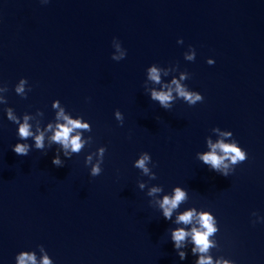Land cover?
<instances>
[{"label":"water","instance_id":"1","mask_svg":"<svg viewBox=\"0 0 264 264\" xmlns=\"http://www.w3.org/2000/svg\"><path fill=\"white\" fill-rule=\"evenodd\" d=\"M154 91L171 93L167 107ZM65 116L88 125L70 133L79 152L52 140ZM218 142L247 159L214 170L202 156ZM176 188L186 198L165 219ZM186 211L192 221L177 222ZM202 213L217 228L207 253L193 252ZM177 228L189 235L174 248ZM21 253L35 264H264V0H0V264Z\"/></svg>","mask_w":264,"mask_h":264},{"label":"clouds","instance_id":"2","mask_svg":"<svg viewBox=\"0 0 264 264\" xmlns=\"http://www.w3.org/2000/svg\"><path fill=\"white\" fill-rule=\"evenodd\" d=\"M188 59H193V56H189ZM210 65L213 64L212 61H208ZM152 73V79L156 80L158 82L159 77L156 74V69L153 68L151 70ZM24 81H21V86L17 87V92L23 91V85ZM177 93L184 97L185 100H187L190 104H195L196 101L202 100V96L200 94L196 93H189L186 92L183 88H181L179 85H177L176 89ZM152 98L155 100H158L159 103L162 106L167 107L168 103L172 99L170 92H153ZM62 115V114H61ZM66 121L65 125H58V131L55 132V134L52 137V140L54 142L60 143L63 145L65 149L71 147V150L73 152H79L82 147V142L80 140L79 135L71 136L70 133L73 131L74 128H87V124H81L78 121H72L68 119V117H63ZM117 118L119 119V113H117ZM9 119H15L11 113L9 112ZM32 135L29 129V125L27 123L22 124L19 127V136L22 139H26ZM36 141V148L42 149L43 148V134L37 135L35 137ZM212 148V152L207 153L202 156V160L205 164H210L211 167L214 170H219L221 164L223 163L224 158H228L231 160L232 164H236L238 162H243L247 159V154L244 150H241L240 147L236 146L235 144H224L222 142H218L217 144L210 145ZM220 149L223 153V156L216 155V149ZM12 150L14 153L20 156H26L28 154V146L25 144L17 143L14 147H12ZM101 153L103 152V149L100 150ZM67 154V153H66ZM149 157L147 155H143L139 160L136 161V167L142 169L145 173L148 172L147 167L145 166V162L148 161ZM90 160V157H89ZM51 163L54 166H61V162L58 156H53ZM227 167V165H225ZM101 172V169L99 165H93L91 170V175L93 177L98 176ZM222 175H227V173H221ZM143 187V185H141ZM152 192L158 191V189H152ZM186 198V193L182 191L180 188H176L174 190V195L169 198L168 196H164L163 200L160 204V207L163 209V216L165 219L171 218L172 211L176 209L180 202H182ZM193 219V211H186L183 214L179 215L177 217V222L183 223V224H189ZM199 228H192L191 230V236L192 241L196 245V247L193 249V252L199 251L200 253H207L209 248L212 247V243L209 240V237L212 236L216 231L217 228L214 227V220L213 216L208 213H202L199 217ZM189 235L188 232H186L183 228H177L172 231L171 233V240L173 241L174 248H178L180 246L181 241H184L185 238ZM180 258H184V254L180 253ZM26 261H30L31 264H35L34 256L21 253V255L18 258V264H26ZM43 264H50V261L45 258L43 260ZM197 264H213L211 257L202 255L198 257ZM216 264H229V261L226 260H218L216 261Z\"/></svg>","mask_w":264,"mask_h":264}]
</instances>
